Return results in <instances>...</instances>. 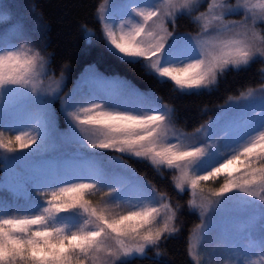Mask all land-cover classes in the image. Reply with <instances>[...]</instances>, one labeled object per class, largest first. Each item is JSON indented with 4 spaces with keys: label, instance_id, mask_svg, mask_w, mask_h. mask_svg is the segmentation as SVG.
<instances>
[{
    "label": "snow or ice",
    "instance_id": "6c2138e0",
    "mask_svg": "<svg viewBox=\"0 0 264 264\" xmlns=\"http://www.w3.org/2000/svg\"><path fill=\"white\" fill-rule=\"evenodd\" d=\"M205 2L206 7L201 0H131L117 15L104 0L97 13L108 51L129 63L143 62L161 83L171 82L186 95L208 90L229 70L264 60V27L258 28L264 25V0ZM201 7L204 10L193 15ZM233 14H242V19L225 20ZM180 16L190 17L199 27L195 36L168 31L166 24L175 25ZM85 32L93 35L87 28ZM48 63L38 49L25 44L0 46V96L23 89L34 105L24 126L2 125L0 149L17 153L37 145L38 150L54 126L51 105L61 100L68 132L72 130L93 163L55 180L31 177L23 204L0 200V264H126L127 258L158 249L179 231V205L173 207L166 193L118 158L113 168L102 167L96 162L102 156L97 150L129 153L159 171L176 173L175 189L190 190L188 207L200 213L197 244L188 245L194 264L204 259L200 247L210 231L205 220L210 212L232 200L264 212V108L220 135L212 134L210 121L191 138L171 128L172 109L152 92L142 93L123 82L130 103L91 89L90 84L103 79L94 71L61 97L63 74L45 84ZM257 98L264 100V84L230 97ZM5 131L16 134L6 136ZM218 179L219 187L208 188L204 195L207 182ZM96 194L105 201L103 206L88 199ZM122 203L126 210L114 211ZM227 251L223 264H255L248 257L264 255V234H250L247 244L229 245Z\"/></svg>",
    "mask_w": 264,
    "mask_h": 264
},
{
    "label": "trees",
    "instance_id": "16d2710c",
    "mask_svg": "<svg viewBox=\"0 0 264 264\" xmlns=\"http://www.w3.org/2000/svg\"><path fill=\"white\" fill-rule=\"evenodd\" d=\"M104 0H0L10 13L5 26L19 27V37L38 49L49 61L47 68L54 77L63 79V89L71 87L79 75L93 67L102 75L119 77L140 91L154 93L172 109V125L185 132H195L205 125L229 100L249 87L264 84V60L256 59L247 68L229 70L218 78L208 90L194 94H181L171 82L161 83L149 73L143 62L129 63L112 55L103 38V25L97 9ZM206 5L205 0L201 2ZM203 7L199 8L202 10ZM195 12L193 13V15ZM170 28L178 33H197L199 27L190 17L180 16ZM87 28L93 35L89 37ZM54 111L61 128V114L54 102ZM117 154V153H116ZM128 169L134 171L158 192L166 193L168 201L179 205L175 226L179 229L159 248H149L143 256L127 258L126 264H194L188 254V245L194 229L200 223L197 211L188 207L190 191L175 189L172 170H157L145 159L133 155L117 154ZM112 159H116L114 156ZM3 162L0 159V179ZM157 252L160 255H157Z\"/></svg>",
    "mask_w": 264,
    "mask_h": 264
},
{
    "label": "rangeland",
    "instance_id": "374dc122",
    "mask_svg": "<svg viewBox=\"0 0 264 264\" xmlns=\"http://www.w3.org/2000/svg\"><path fill=\"white\" fill-rule=\"evenodd\" d=\"M202 1L203 0H201V2ZM130 2L131 0H108L109 5L111 6L109 10L110 12L119 15L123 11V6ZM227 2L236 4L237 0H227ZM253 2H255V0H253ZM203 10L204 8L202 10L197 9L194 15ZM241 19L242 14H233L225 17V20ZM9 22L10 13L0 3V46H18L20 44H25L33 50H36L33 46L29 45L28 42L19 37L18 26H5L6 23ZM117 23H119L118 20ZM166 27L168 31L173 32L174 34L178 33L170 28L169 23L166 24ZM261 27H264V25H258V28ZM178 34L196 35V33L187 32ZM42 55L44 56V54ZM89 71H94L103 78L99 82L90 84L89 87L91 89H94L101 94H110L114 98L127 99L130 103L132 102V98L127 95V87L123 83L127 81L119 77L102 75L93 67H87L79 75L73 85L66 89H63L65 85L63 79L60 96L63 97L64 94L70 92L80 82L81 77ZM44 79L45 84H47L52 80L60 78L54 77L50 74L47 68V76L44 77ZM127 85L130 84L127 82ZM140 92L145 93L147 91ZM259 95L260 93L257 92V96ZM55 102H57V109H59V113L61 114V128L58 127L59 120L54 111L55 107L53 103L51 105V111L54 126L50 130L47 140H42L40 142L38 150H36L38 147L37 145H33L31 150L25 149L23 152L17 153H6L3 149H0V159L3 162V176L0 179V200L6 201L9 204H23V194L29 188L31 177L35 176L38 179L55 180L59 179L64 172L72 168L86 169L93 163L92 158L80 149L75 140L76 136L72 130L69 129L68 132V121L62 109V101L56 100ZM262 108H264V100L259 98L248 101L230 99L205 124V126L211 121L210 130L212 134L220 135L225 132L229 126L251 117L253 112H258ZM33 111L34 105L31 100V94H25V90L22 89L19 92L13 91L5 93L0 96V130H3L2 125L5 123L14 127L24 126L29 122ZM254 119L259 120L261 117H255ZM170 126L179 133H185L174 128L172 123ZM24 130L28 131L29 129L24 128ZM192 133L194 132L185 134L191 137ZM15 134V132L5 131L6 136ZM200 135L202 136L203 133ZM97 151L102 153V156L99 157L96 162L106 169L114 167L116 159L118 158L117 154L131 155L129 153H118L112 150ZM112 156L116 159H112ZM119 161L121 162V160ZM126 168L128 169V167ZM115 170L117 172L122 171V169L119 168ZM135 175L138 176L136 173ZM221 182V179L207 182L204 195L209 194L208 188H217ZM88 199L92 200L94 204L99 203L100 206H103L105 203V201L100 199L99 194L91 195ZM134 202L135 201H133V203ZM108 203L111 205L113 202ZM126 207L127 206L122 203L120 208L114 209V211H123L126 210ZM195 211L200 215L199 209H195ZM205 220L210 224V231L201 242L200 252L204 257L202 264H223L222 258L229 255L227 251L229 245H244L248 243L250 234L255 237L264 234V212H262L259 207L246 206L237 200L222 204L216 212H210L209 215L205 217ZM198 233L199 230L196 227L190 238V243L194 246L197 244ZM213 249H215L214 253L212 251ZM248 259L249 261H254L255 264H264V255H250Z\"/></svg>",
    "mask_w": 264,
    "mask_h": 264
}]
</instances>
